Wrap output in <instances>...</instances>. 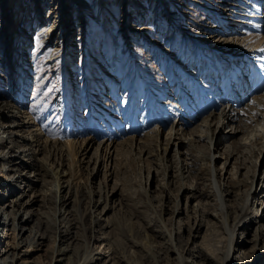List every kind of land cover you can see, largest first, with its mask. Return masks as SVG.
<instances>
[{"label":"rangeland","instance_id":"374dc122","mask_svg":"<svg viewBox=\"0 0 264 264\" xmlns=\"http://www.w3.org/2000/svg\"><path fill=\"white\" fill-rule=\"evenodd\" d=\"M25 1L28 8L18 11L16 0L9 8L7 0H0V99L13 98L28 116L23 122L29 121L30 131L40 137L36 172L40 171L45 184L54 186V168L69 172L67 196L72 212L68 223L74 233L68 242L73 247V262L86 249L108 246L113 255L104 264H156L153 251L162 252L163 264H173L171 229L178 231L175 243L185 250L189 245L200 250L212 237L221 245L225 233L216 226L214 215L205 213L203 224L197 225L200 208L213 211L216 205L212 174L224 183L229 200L238 202L247 194L248 184L242 178L256 171L253 190L257 192L251 195L258 193L259 197L251 211L264 224V144L256 138L258 131L256 135L254 131L239 133V142L235 139L231 147L237 154L232 157L227 151L232 142L229 134L245 127L243 118L264 102V0H222L225 5L220 0H168L167 5L163 0ZM233 6H245L235 10L245 16L229 22L227 33L220 19L225 18L224 7L234 10ZM69 20L71 25L56 29ZM238 21L245 23L234 27ZM136 26L141 30H134ZM172 29L177 36L168 33ZM28 33L27 46L22 37ZM13 36L15 47H11ZM219 37L228 39V51L225 42L219 47L214 43ZM240 56L244 57L243 68L231 82L229 72L236 65L241 67L237 64ZM229 60L236 62L232 65ZM12 65L18 69L13 76ZM216 78L220 81L208 95L221 94L218 84L226 89L234 84L232 94L239 97L233 100L236 120L215 134L210 132L214 135L211 152L219 157L209 162L203 140L191 148L166 144L165 135L182 116L201 113L206 101L203 89L206 84L214 86ZM246 78L249 84L241 89ZM12 87H19L21 95L13 94ZM210 111L187 125V135L192 136L199 124L203 126ZM106 149L111 153L109 159L104 158ZM183 180L199 184L204 195L181 194ZM34 188L40 199L35 208L45 212L39 213L43 230L53 235L58 206L50 195L39 191L41 183ZM13 196L2 202H12ZM176 197L178 208L173 213ZM8 211L13 212V205ZM96 215L100 219L94 223ZM251 224L240 230L236 241L241 242L246 234L244 249L250 252V260L255 259L251 264H264L257 253L264 249V229ZM90 237L95 241L91 243ZM7 240L3 238L0 247ZM53 246L47 240L38 259L49 264Z\"/></svg>","mask_w":264,"mask_h":264},{"label":"bare ground","instance_id":"6f19581e","mask_svg":"<svg viewBox=\"0 0 264 264\" xmlns=\"http://www.w3.org/2000/svg\"><path fill=\"white\" fill-rule=\"evenodd\" d=\"M7 1H8L7 5L9 8L13 6V4L11 3L15 0H7ZM75 3L77 4V1ZM163 3L167 5L169 1L163 0ZM222 4L225 5L224 2H222ZM27 5L28 3L25 0H16V5H14V7L16 6L17 10L19 11V9H24V10L27 9L28 8ZM244 7L245 6H243V8ZM163 8H166V6H163L162 10ZM227 8L224 7L223 11L225 10L224 12L225 18H221L220 21L224 20L222 24L226 26V31L228 33L231 30L229 29L230 27L229 22H235L236 20L234 18H238L237 16L239 15L241 16L239 18H242L245 15L239 14L238 11H235L241 9L242 7L238 8L237 6L236 7L233 6L234 10H229ZM68 12L70 13V11ZM243 13L245 12L243 11ZM161 14H165V10L162 11ZM14 23L15 21L12 22V25ZM238 23L234 27H241L240 25L245 22L238 21ZM7 24L8 26H11V23L9 21H7ZM177 24H179L180 26V19H179V23ZM69 25H71L70 20L68 21V23L60 24L59 27L56 29H59V31H61L63 29V26L65 28L68 27ZM1 26H4V23H1ZM135 29L136 31L141 30V28L138 26H136L134 30ZM9 35L10 34H8V37ZM28 35L29 33L25 34V36L22 37L23 39L25 38L23 45H27V46L29 45V42L27 41L31 39V37L28 38L29 37ZM177 35L178 34L176 32L175 36ZM13 37L14 40L13 43L11 44V47H15V36ZM214 40H215L214 43L217 45V47H219V45L225 42V50H227L229 46L228 39L219 37V38H215ZM25 42H27V44H25ZM225 54H228V52L225 51ZM242 58L244 59V57L240 56V59L237 62V64H241V67H239V65H236L235 68L233 69V72H229L230 73L229 79L231 82L236 76H238V78L240 76L236 74H238L239 68L240 69L243 68L244 64L242 63H244V60L243 62H241ZM229 61L230 63H233L232 65H234V63L236 62V61L233 62L232 60ZM214 66L216 67V65ZM17 70L18 69L12 65V69H11L12 76L14 72ZM213 80H215L214 86L206 84V86L208 87L203 89V99L206 101H204L203 107H201V110H199V112L201 113H199L198 116H195L193 112V114L190 115L191 117L187 116V118L182 116L181 117L182 121H179L176 124V126L174 128H171L169 130V133L165 135L166 144L168 143L174 145L175 143L178 145L188 144L189 147L191 146V148H193L196 142H200L201 140H203L204 142L203 145L206 149V152H204V154L205 157L209 160V162L215 161V159L219 157L215 153L211 152V149L214 147L213 146L214 135H212V133L210 134V132L212 131L213 134H215L218 128H222L226 124H229L231 121L236 120L234 117L236 116L237 108L234 107L233 100L234 99L236 100L237 96L239 95V94L236 95V93L235 95L232 94V92L234 91L233 89L234 84L229 85L227 89L225 86L220 87L218 84L217 91L220 90L221 94L208 95L209 94L208 91L212 93V91L210 90L211 89L213 90L216 87L217 81L218 82L220 81V79L217 80V78ZM18 88L19 87L17 88L12 87L13 94L19 93L21 95V92H17ZM207 100L209 102H207ZM226 100L228 103H226L224 107H220L219 111L215 113L214 108L219 106V104L225 103ZM187 101L188 100L186 98L183 100L185 104H187ZM259 105H260L258 108L259 110L253 109L252 111H250L251 113L246 118H243L244 119L243 125H245V127L242 128L239 125L241 128L238 129L237 127V129L235 128L236 130L232 131L229 134L231 135L230 138H232L231 145L227 146V151L229 156L232 155L233 157L234 155L237 154V152L232 150L231 147L234 140L240 138L241 134L239 133L241 132H243V134H247L249 133V131L251 132L254 131L253 135H256V132L258 131L256 138H260L264 144V102H262V104ZM210 109L211 111L208 114L207 118L203 119L202 122L203 126H201L200 124L199 125L201 127H199V125L197 127L195 126L196 128L194 129V131L191 132L192 136L187 135V131H185L187 125L191 124L193 120L196 117H199L200 114L204 113L205 110L207 111ZM27 117L28 116L25 115L24 111H22V108L15 105V103L13 102V98L0 99V195L5 193V197H0V204H1L0 205V243L3 240V238L8 237L7 245L4 247H0V264H45L42 262V260L40 261L38 259L37 254L39 251L43 250L44 246L47 245V240L53 241L54 243V246L51 249L52 257L49 264H53V263L54 264H65V263L66 264H104L105 260L106 259L110 260L113 255L112 250L108 246L101 247L100 249L95 251H93L92 248L86 249L82 252L80 256L77 257L76 255V261L73 262V254H74L73 247H71V245L68 242V240L71 239L74 233L71 230L70 224L68 223L69 222L68 218L70 216V213L72 212L71 210H69L71 208L69 207V204L71 202L70 194L67 196V193L69 192V189L71 187L69 183L70 176L68 177L69 172H67V169L63 167L54 168L53 169V173H54L53 181H55L54 186L50 188L48 184H45L46 179L42 178L43 175H41L40 171L36 172L38 168V167L36 168V161H37L36 159L38 156L37 153L39 154V151L41 150L42 147L41 139L37 133L30 131L31 124L29 121L23 122ZM259 117H263V118L260 119ZM29 118H33V117H29ZM161 122L162 121L160 120L159 121L160 125ZM172 130H173V134L171 135L170 133ZM157 133L158 132H156L155 135ZM229 135H227L226 137H229ZM244 138L245 139L249 138V136L242 137V139ZM238 139L236 141L239 142ZM244 142L246 144L247 141L245 140ZM154 146H157L156 142L154 143ZM141 151H143V148L140 149V152ZM42 152L43 151H41V153ZM195 155L197 157V154ZM195 155H193V157ZM105 157L108 159L111 157V153L109 149L105 150L104 158ZM195 159L197 161V158ZM200 173H201L200 177L202 178V175L205 173L204 168L201 169ZM184 177L185 175L182 173L181 178ZM211 177L213 178V180H211V183L213 184L212 187L214 188V191L216 193V200H217L216 205L213 211H209L208 209L202 207L200 208L201 213L199 214V223H197V225H199L198 227H201V223L204 219L205 213L214 215V218L216 219V226L218 227V229L221 230V232L225 233L224 242L220 245L218 241L214 240V237H212L210 240H207V242L205 243L202 242L204 245L202 244V249L200 250L199 249L197 250L198 247H195V245H191V246L189 245L188 247H186L185 250L183 248H180V246H178L175 243V240H177L176 237L179 236V234L177 233L178 231L175 230L174 232L171 229L169 234L170 244H171L170 249H172V251L175 254V258H174L175 262L173 264H241V263L251 264L255 259L250 260L249 259L250 252L244 249L245 248L244 245L248 241L247 239L248 237H246V234H244L245 236L243 235L244 236L243 240H241L240 242V241H236V236L239 233H241L240 230H242V228L249 225L250 226L253 225L251 224L253 222L254 224H258L260 230L261 228L264 229L263 222L260 223L258 217L253 215L254 213L253 211H251L252 206L255 205V200L257 199V196L259 197L258 193L256 194L257 196L251 195L252 193H254V191L257 192V190H253L255 178H256V171H254L252 175L251 174L246 175L245 179L242 178V181L244 180V182L248 184V188H247L246 196H244V198L238 202L230 201L229 197L226 196L228 193L225 190L224 183L219 179L215 178L213 174L211 175ZM37 183H41L42 186L41 190L39 191L44 195H50L51 198H53L55 205L57 204L58 206L57 209L55 210L56 212L53 219L54 227H55L54 233L53 235L50 236L46 234L45 230H43L44 227L43 225L44 222H42L43 216L39 218V213L43 215L45 213L43 212L44 210L43 209L37 210L35 208V206H37L36 204L40 202L38 196L39 193H37L38 190L36 189L37 191H35L34 188V186ZM3 189H5V191H3ZM179 190L181 191V194H183L186 197L192 195L193 196L197 195L199 197L204 195L203 191L199 187V184L196 185H193L192 183L186 184L185 180L180 181ZM33 191L35 193H33ZM13 194H15L16 197L13 196L14 199L12 202L11 201H6V203L2 202L7 198L9 199V196ZM174 200H175L174 201L175 205L173 207V211H172L173 213L177 211L178 208L177 197L174 198ZM11 205H13V212H12L13 214L8 211ZM204 205H206V203H204ZM262 205L263 204H261V206ZM41 208L43 207L41 206ZM159 215L161 219L162 218L161 214L159 213ZM13 216H14V221H12ZM98 219L100 218L99 216L96 215L94 218V223H96ZM33 221L34 224L30 225L29 223ZM190 227H191L190 229H192V226ZM195 230L196 229H194V231ZM212 230L213 228H211V231ZM197 232H199V229H197L195 233ZM259 238L261 240L262 235L260 237L258 236L257 240H259ZM94 239L95 238L90 237L91 243ZM91 243L89 242L90 245ZM257 253L259 254L258 258L260 262L261 260L263 261L264 249L262 252L260 251ZM152 254L155 255L154 257L156 264H163L162 263L163 257L161 251H157V252L153 251ZM38 255H40V253Z\"/></svg>","mask_w":264,"mask_h":264},{"label":"snow or ice","instance_id":"6c2138e0","mask_svg":"<svg viewBox=\"0 0 264 264\" xmlns=\"http://www.w3.org/2000/svg\"><path fill=\"white\" fill-rule=\"evenodd\" d=\"M253 103H255V101H253Z\"/></svg>","mask_w":264,"mask_h":264}]
</instances>
